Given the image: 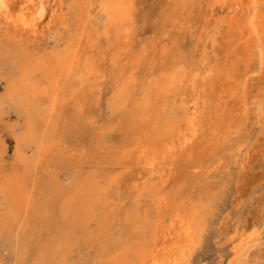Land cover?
Segmentation results:
<instances>
[{"label": "bare ground", "instance_id": "6f19581e", "mask_svg": "<svg viewBox=\"0 0 264 264\" xmlns=\"http://www.w3.org/2000/svg\"><path fill=\"white\" fill-rule=\"evenodd\" d=\"M263 167L264 0H0V264H260Z\"/></svg>", "mask_w": 264, "mask_h": 264}, {"label": "rangeland", "instance_id": "374dc122", "mask_svg": "<svg viewBox=\"0 0 264 264\" xmlns=\"http://www.w3.org/2000/svg\"><path fill=\"white\" fill-rule=\"evenodd\" d=\"M257 182L261 183L259 196L260 200H262L261 208L262 211H264V167L258 170ZM257 211L258 207H255V209L252 208L251 214H249L247 217L245 216L246 222L244 224L247 225L248 229L252 227H259V219L254 218L256 216L253 215ZM229 252L230 249L228 244L225 243V237L217 234L212 229L209 235L206 237L202 248L198 251L189 264H227L230 258ZM260 264H264V260Z\"/></svg>", "mask_w": 264, "mask_h": 264}]
</instances>
